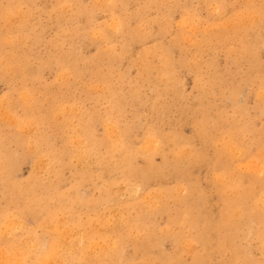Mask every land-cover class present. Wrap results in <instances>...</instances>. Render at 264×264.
Listing matches in <instances>:
<instances>
[{
	"label": "rangeland",
	"instance_id": "obj_1",
	"mask_svg": "<svg viewBox=\"0 0 264 264\" xmlns=\"http://www.w3.org/2000/svg\"><path fill=\"white\" fill-rule=\"evenodd\" d=\"M0 40L1 264H264V0H0Z\"/></svg>",
	"mask_w": 264,
	"mask_h": 264
},
{
	"label": "bare ground",
	"instance_id": "obj_2",
	"mask_svg": "<svg viewBox=\"0 0 264 264\" xmlns=\"http://www.w3.org/2000/svg\"><path fill=\"white\" fill-rule=\"evenodd\" d=\"M95 1H96V0H95ZM109 1H110V0H109ZM219 1H220V0H219ZM150 2H151V1H150ZM210 2H211V1H210ZM79 3H80V2H79ZM187 3H188V1H187ZM190 3H191V2H190ZM219 3H220V2H219ZM88 4H89V3H88ZM71 7H72V5H71ZM211 7H212V6H211ZM218 8H219V7H218ZM232 8H233V7H232ZM187 9H188V8H187ZM211 10H212V9H211ZM247 10H248V9H247ZM145 11H146V10H145ZM94 12H95V11H94ZM242 12H243V11H242ZM244 12H245V11H244ZM155 13H156V12H155ZM240 13H241V12H240ZM250 13H251V12H250ZM48 14H49V13H48ZM200 15H201V14H200ZM242 15H243V14H242ZM113 16H114V15H113ZM10 17H11V16H10ZM244 17H246V16H244ZM244 17H243V18H244ZM11 18H12V17H11ZM143 18H144V17H143ZM167 19H168V18H167ZM98 20H99V19H98ZM225 20H226V19H225ZM257 20H259V19H257ZM195 21H196V20H195ZM221 21H222V20H221ZM221 21H220V22H221ZM244 21H245V20H244ZM110 22L112 23V21H110ZM120 22H122V21H120ZM120 22L118 21L117 23H120ZM168 22H169V21H168ZM115 23H116V21H115ZM117 23H116V26L118 25ZM176 23H177V22H176ZM179 23H180V22H179ZM243 23H244V22H243ZM52 24H53V23H52ZM247 24H248V23H247ZM247 24L244 23L245 26H246ZM250 24H251V23H250ZM250 24H249V25H250ZM116 26H114V27H116ZM205 26H206V25H205ZM233 26H234V25H233ZM112 27H113V26H112ZM119 27H120V25H119ZM141 27H142V26H141ZM208 27H209V26H208ZM34 28H35V27H34ZM80 28H81V27H80ZM204 28H205V27H204ZM238 28H239V27H238ZM116 29H117V28H116ZM119 29H120V28H119ZM174 29H175V28H174ZM197 29H198V28H197ZM251 29H252V28H251ZM142 30H143V29H142ZM239 30H240V29H239ZM239 30H238V31H239ZM26 31H27V30H26ZM124 31H125V30H124ZM126 31H127V30H126ZM261 32H263V31H261ZM243 33H244V32H243ZM124 34H125V33H124ZM159 34H160V33H159ZM79 35H80V34H79ZM130 35H131V34H130ZM255 35H256V34H255ZM255 35H254V36H255ZM158 36H159V35H158ZM79 37H80V36H79ZM83 37H84V36H83ZM244 38H245V37H244ZM144 39H145V38H144ZM80 40H81V39H80ZM134 40H135V39H134ZM250 40H251V39H250ZM0 41H1V40H0ZM6 41H7V39H6ZM8 41H9V40H8ZM53 41H54V40H53ZM88 41H89V40H88ZM134 42H135V41H134ZM159 42H160V41H159ZM188 42H189V41H188ZM7 43H8V42H7ZM110 44H111V43H110ZM202 44H203V43H202ZM226 44H227V43H226ZM91 46H92V44H91ZM124 46H125V45H124ZM79 47H80V46H79ZM170 47H171V46H170ZM226 47H227V46H226ZM171 48H172V47H171ZM207 48H208V47H207ZM79 49H80V48H79ZM1 50H2V49H1ZM77 50H78V49H77ZM116 50H117V49H116ZM106 51H107V50H106ZM66 53H67V52H66ZM76 53H77V52H76ZM79 53H80V52H79ZM67 54H68V53H67ZM44 55H45V54H44ZM2 56H3V55H2ZM59 57H60V56H59ZM258 58H259V56H258ZM193 59H194V58H193ZM235 60H236V59H235ZM119 62H120V61H119ZM116 63H117V62H116ZM230 63H231V62H230ZM232 64H234V63H232ZM246 64H247V63H246ZM50 65H51V64H50ZM80 65H81V64H80ZM117 65H118V64H117ZM241 66H242V65H241ZM247 67H248V66H247ZM252 67H253V66H252ZM7 68H8V67H7ZM7 68H6V69H7ZM10 68H11V67H10ZM50 68H51V67H50ZM246 69H247V68H246ZM249 69H250V68H249ZM0 71H1V70H0ZM244 71H245V69H244ZM261 71H262V70H261ZM54 72H55V71H54ZM62 72H64V71H62ZM65 72H66V71H65ZM65 72H64V74H65ZM262 72H264V71H262ZM66 73H68V72H66ZM243 73H244V72H243ZM147 74H148V73H147ZM241 74H242V73H241ZM60 75H61V74H60ZM65 75L67 76V74H65ZM209 75H210V74H209ZM63 76H64V75H63ZM69 76H70V75H69ZM231 76H232V75H231ZM3 77H4V76H3ZM248 77H249V76H248ZM54 78H55V77H54ZM60 78H61V77H60ZM66 78H67V77H66ZM68 78H69V77H68ZM65 80H66V79H65ZM237 80H238V79H237ZM227 81H228V80H227ZM239 82H240V81H239ZM249 82H250V81H249ZM218 83H219V82H218ZM221 83H222V82H221ZM234 83H235V82H234ZM91 84H92V83H91ZM168 84H169V83H168ZM215 86H216V85H215ZM96 87H97V86H96ZM19 89H20V88H19ZM229 89H230V88H229ZM245 89H246V88H245ZM149 90H150V88H149ZM38 91H39V90H38ZM245 91H246V90H245ZM262 91H263V90H262ZM262 91H261V93H262ZM258 92H259V91H258ZM263 92H264V91H263ZM103 93H104V92H103ZM241 93H242V92H241ZM25 94H27V93H25ZM259 94H260V93H259ZM23 95H24V94H23ZM23 95H22V96H23ZM175 95H176V94H175ZM257 95H258V94H257ZM263 95H264V94H263ZM263 95H262V96H263ZM27 96H28V95H27ZM180 96H181V95H180ZM13 97H14V96H13ZM25 97H26V95H25ZM25 97H24V99L26 100L28 97H26V98H25ZM239 97H240V96H239ZM19 98H20V97H19ZM229 98H230V97H229ZM258 98H259V97H258ZM28 99H29V98H28ZM135 99H136V98H135ZM4 100H6V99H4ZM138 100H139V99H138ZM226 100H227V99H226ZM0 101H1V100H0ZM130 101H131V100H130ZM228 101H229V100H228ZM258 101H260V100H258ZM26 102H27V101H25V103H26ZM183 102H184V101H183ZM261 102H262V100H261ZM263 102H264V101H263ZM202 103H203V102H202ZM224 103H225V102H224ZM27 104H29V103H27ZM226 104H227V103H226ZM236 104H237V103H236ZM258 104H259V103H258ZM0 105H1V104H0ZM67 105H69V104H67ZM228 105H229V104H228ZM263 105H264V104H263ZM25 106H26V105H25ZM0 107H1V106H0ZM166 107H167V105H166ZM170 107H171V106H170ZM199 107H200V106H199ZM201 108H202V107H201ZM255 108H256V107H255ZM25 109H26V108H25ZM137 109H139V108H137ZM0 110L3 111V107H2ZM185 110H186V108H185ZM200 110H201V109H200ZM4 111H5V110H4ZM160 111H161V110H160ZM160 111H159V112H160ZM7 112H9V111H6L5 114H6ZM135 112H136V111H135ZM181 112H182V110H181ZM183 112H184V111H183ZM230 112H231V111H230ZM136 113H137V112H136ZM194 113H195V112H194ZM198 113H199V112H198ZM2 114H3V113H2ZM8 114H9V113H7L6 115L8 116ZM11 114H12V113H11ZM220 114H221V113H220ZM249 114H250V113H249ZM186 115H187V114H186ZM3 116H4V115H2V117H3ZM7 116H6V117H7ZM157 116H158V115H157ZM9 117H10V115H9ZM9 117H8L7 120H9ZM159 117H160V116H159ZM12 118H13V117H12ZM12 118H11V119H12ZM59 119H60V118H59ZM13 120H14V119H13ZM140 120H141V119H140ZM10 121H11V120H10ZM16 121H17V120H16ZM100 121H101V120H100ZM12 122H13V121H12ZM14 122H15V121H14ZM131 122H132V121H131ZM137 122H138V121H137ZM211 122H212V121H211ZM9 123H10V122H9ZM79 123H80V122H79ZM93 123H94V122H93ZM129 123H130V122H129ZM212 123H213V122H212ZM212 123H210V125H211ZM158 124H159V123H158ZM17 125H18V124H17ZM94 125H95V124H94ZM193 125H194V124H193ZM30 126H31V125H30ZM107 126H108V124H107ZM109 126H110V125H109ZM109 126H108V127H109ZM111 126H113V124H112ZM111 126H110V127H111ZM16 127H17V126H16ZM18 127H23V125H22V126L19 125ZM28 127H29V125H28ZM110 127H109V129H110ZM214 127H215V126H214ZM29 128H30V127H29ZM16 129H17V128H16ZM30 129H32V127H31ZM109 129H108V131H107V128H106V132L109 133ZM111 129H112V127H111ZM150 129H151V128H150ZM261 129H262V128H261ZM19 130H20V129H19ZM137 130H138V129H137ZM27 131L29 132L30 130L28 129ZM128 131H129V130H128ZM130 131H131V130H130ZM156 131H158V130H156ZM110 132L112 133V131H110ZM168 132H169V131H168ZM164 133H165V132H164ZM113 134H116V135H117L116 132L113 133ZM113 134H112V135H113ZM168 134H169V133H168ZM112 135H111V136H112ZM116 135H113V136L116 137ZM124 135H125V134H124ZM144 135H145V134H144ZM196 135H197V134H196ZM37 136H38V135H37ZM103 136H104V135H103ZM117 136H118V135H117ZM253 136H254V135H253ZM261 136H262V135H261ZM261 136H260V137H261ZM77 137H78V136H77ZM73 138H74V137H73ZM109 138L112 139V138H114V137L111 138V137L109 136ZM117 138H118V137H117ZM147 138H148V137H147ZM81 139H82V138H81ZM148 139H149V140H152V139H150V138H148ZM183 139H184V138H183ZM76 140H77V139H76ZM76 140H74V141H76ZM84 140H85V139H84ZM118 140H119V139H118ZM78 141H79V140H78ZM78 141H77V142H78ZM82 141H83V140H82ZM114 141H115V139L113 140V143H114ZM153 141H154V139H153ZM80 142H81V141H80ZM80 142H78V146H81V145L79 144ZM117 142H118V141H117ZM146 142H147V141H146ZM149 142H151V141H149ZM149 142H148V143H149ZM188 142H189V141H188ZM27 143H28V141H27ZM30 143H31V141H30ZM30 143H28V144L30 145ZM31 144H32V143H31ZM114 144L116 145L117 143H114ZM149 144H150V143H149ZM151 144H152V143H151ZM189 144H190V143H189ZM250 144H251V143H250ZM29 145H28V146H29ZM84 145H85V144H84ZM229 145H230V144H229ZM231 145H232V144H231ZM24 146H26V144H25ZM30 146H31V145H30ZM112 146H113V145H112ZM155 146H156V145H155ZM248 146H249V145H248ZM40 147H41V146H40ZM76 147H77V146H76ZM118 147H119V146H118ZM141 147H142V146H141ZM193 147H195V146H193ZM226 147H228V146H226ZM232 147H233V146H232ZM250 147H251V146H250ZM83 148H84V147H83ZM111 148H112V147H111ZM115 148H117V147H115ZM152 148H153V147H152ZM240 148H241V147H240ZM28 149H29V148H28ZM30 149L33 150V148H31V147H30ZM30 149H29V150H30ZM148 149H149V148H148ZM229 149H230V147H229ZM249 149H250V148H249ZM259 149H260V148H259ZM115 150H117V149H115ZM187 150H188V149H187ZM250 150H251V149H250ZM61 151H62V150H61ZM77 151H79V150H77ZM81 151H82V150H81ZM81 151H79V152H81ZM113 151H114V150H113ZM153 151H154V149H153ZM231 151H232V149H231ZM234 151H235V150H234ZM34 152H35V151H34ZM64 152H65V151H64ZM114 152H115V151H114ZM190 152H191V151H190ZM235 152H236V151H235ZM235 152H233V153H235ZM256 152H257V151H256ZM1 153H2V152H1ZM11 154H12V153H10V155H11ZM15 154H16V153H15ZM77 154H80V153H77ZM181 154H183V153H181ZM242 154H243V153H242ZM245 154H246V153H245ZM255 154H256V153H255ZM0 155H1V154H0ZM13 155H14V153H13ZM13 155H11V156H13ZM53 155H54V154H53ZM80 155H81V154H80ZM84 155H85V154H84ZM230 155H231V152H230ZM237 155H238V154H237ZM239 155L241 156V154H239ZM246 155H247V154H246ZM248 155H249V154H248ZM259 155H261V154H259ZM51 156H52V155H51ZM76 156H77V155H76ZM243 156H244V155H243ZM249 156H250V155H249ZM249 156H247V157L249 158ZM253 156H254V155H253ZM13 157H14V156H13ZM37 157H38V156H37ZM82 157H83V151H82ZM166 157H167V156H166ZM230 157H233V155H231ZM262 157H263V156H262ZM61 158H62V157H61ZM77 158H79V157H77ZM240 158H241V157H240ZM243 158H244V157H243ZM9 159H10V158H9ZM11 159H12V158H11ZM24 159H25V158H24ZM29 159H30V158H29ZM200 159H201V158H200ZM205 159H206V158H205ZM231 159H232V158H231ZM241 159H242V158H241ZM34 160H35V159H34ZM37 160L40 161V158L37 159ZM42 160H43V159H42ZM78 160H79V159H78ZM86 160H87V159H86ZM232 160H234V158H233ZM238 160H240V159H238ZM252 160H253V158H252ZM255 160H256V159H255ZM255 160H253V161H255ZM30 161H31V160H30ZM35 161H36V160H35ZM39 161H37V162L39 163ZM45 161H46V160H45ZM58 161H59V160H58ZM84 161H85V160H84ZM84 161H83V162H84ZM149 161H150V160H149ZM261 161H262V160H261ZM263 161H264V160H263ZM33 162H34V161H33ZM43 162H44V161H43ZM113 162H114V161H113ZM166 162H167V161H166ZM199 162H200V161H199ZM204 162H205V160H204ZM34 163H35V162H34ZM40 163H41V162H40ZM44 163H45V162H44ZM75 163H76V162H75ZM78 163H79V162H78ZM80 163H81V162H80ZM87 163H88V162H87ZM148 163H149V162H148ZM169 163H170V162H169ZM12 164H13V163L10 164L11 167L13 166ZM81 164H84V163H81ZM6 165L9 166L8 163H7ZM31 165H32V164H31ZM33 165H34V164H33ZM112 165H113V163H112ZM258 165H259V164H258ZM38 166H39V165H38ZM86 166H87V165H86ZM90 166H91V165H90ZM121 166H123V165H121ZM150 166H151V165H150ZM187 166H190V165H187ZM236 166H237V165H236ZM255 166H256V165H255ZM261 166H262V165H261ZM5 167H6V166H5ZM5 167H4V169H5ZM56 167H57V166H56ZM84 167H85V166H84ZM84 167H83V168H84ZM259 167H260V166H259ZM0 168H1V163H0ZM6 168H8V167H6ZM112 168H113V167H112ZM144 168H145V167H144ZM172 168H173V167H172ZM203 168H204V167H203ZM262 168H263V166H262ZM10 169H11V168H10ZM120 169H121V168H120ZM138 169H139V168H138ZM205 169H206V168H205ZM84 170H85V169H84ZM160 170H161V169H160ZM167 170H168V169H167ZM206 170H207V169H206ZM263 170H264V168H263ZM7 171H8V170H6V172H7ZM50 171H51V170H50ZM95 171H96V170H95ZM253 171H255V170H253ZM261 171H262V170H261ZM35 172H36V171H35ZM203 172H204V171H203ZM207 172H208V171H207ZM262 172H263V171H262ZM253 173H254V172H253ZM9 174L11 175L12 173H9ZM47 174H48V173H47ZM126 174H127V173H126ZM168 174H169V173H168ZM197 174H198V173H197ZM217 174H218V173H217ZM251 174H252V173H251ZM256 174H257V173H256ZM213 175H214V174H213ZM143 176H144V175H143ZM172 176H173V175H172ZM185 176H186V175H185ZM217 176H218V175H217ZM240 176H241V175H240ZM46 177H47V176H46ZM69 177H70V176H69ZM127 177H128V175H127ZM218 177H219V176H218ZM9 178H10V177H9ZM128 179H129V178H128ZM137 179H138V178H137ZM139 179H141V178H139ZM238 179H239V178H238ZM247 179H250V178L247 177ZM83 180H84V179H83ZM225 180H226V179H225ZM79 181H80V180H79ZM93 181H94V180H93ZM140 181H142V179H141ZM191 181H192V180H191ZM209 181H210V180H209ZM238 181H239V180H238ZM250 181H251V180H250ZM185 182H186V181H185ZM217 182H218V181H217ZM236 182H237V181H236ZM239 182H240V181H239ZM252 182H253V181H252ZM12 183H14V182H12ZM218 183H219V182H218ZM247 183H248V182H247ZM250 183H251V182H250ZM250 183H249V184H250ZM23 184H24V183H23ZM76 184H77V183H76ZM76 184H75V185H76ZM79 184H80V183H79ZM226 184H227V183H226ZM231 184H232V183H231ZM231 184H230V185H231ZM113 185H115V184H113ZM119 185H122V183H120ZM192 185H193V184H192ZM0 186H1V184H0ZM84 186H85V185H84ZM125 186H126V185H125ZM236 186H237V185H236ZM247 186H248V185H247ZM250 186H251V185H250ZM250 186H248V187H250ZM13 187H14V186H13ZM85 187H86V186H85ZM128 187H129V186H128ZM206 187H207V186H206ZM251 187H252V186H251ZM100 188H101V187H100ZM123 188H124V187H123ZM164 188H165V187H164ZM210 188H211V187H210ZM11 189H15V188H8V190H11ZM124 189H125V188H124ZM137 189H139V188H137ZM176 189H177V188H176ZM208 189H209V188H208ZM224 189H225V188H224ZM250 189H251V188H250ZM76 190H77V189H76ZM181 190H183V189H181ZM206 190H207V189H206ZM247 190H249V189H247ZM251 190H252V189H251ZM79 191H80V189H79ZM82 191H85V190H82ZM113 191H114V190H113ZM120 191H121V190H120ZM131 191H133V190H131ZM255 191H256V190H255ZM9 192H12V191H9ZM180 192H181V191H180ZM247 192H248V191H247ZM5 193H6V192H5ZM12 193H14V192H12ZM106 194H107V193H106ZM151 194H152V193H151ZM13 195H15V194H13ZM123 195H124V194H123ZM158 195H159V194H158ZM235 195H237V194H235ZM261 195H262V194H261ZM43 196H44V195H43ZM147 196L151 198V196H149L148 194H147ZM147 196H146V197H147ZM231 196H232V195H231ZM6 197H7V195H6ZM8 197H9V196H8ZM64 197H65V196H63V198H64ZM74 197L77 198L76 195H75ZM125 197H126V196H125ZM148 197H147V198H148ZM237 197H238V196H237ZM33 198H34V197H33ZM33 198H32V199H33ZM143 198H144V197H142V198L140 197L141 200H142ZM152 198H153V197H152ZM157 198H161V197H157ZM17 199H18V198H17ZM44 199H45V198H44ZM53 199H54V198H53ZM68 199H70V198H68ZM134 199H135V198H134ZM261 199H262V198H261ZM46 200H47V199H46ZM147 200H148V199H147ZM11 201H12V200H11ZM43 201H44V200H43ZM69 201H70V200H69ZM71 201H72V200H71ZM144 201L146 202L145 199H144ZM144 201H143V202H144ZM149 201H150V200H149ZM149 201H148V202H149ZM155 201H156V200H155ZM200 201H201V200H200ZM241 201H242V200H241ZM79 202H80V201H79ZM143 202H142V204L145 203V202H144V203H143ZM148 202H147V203H148ZM12 203H13V201H12ZM110 203H112V202H110ZM151 203H153V201L150 202V204H151ZM10 204H11V203H10ZM25 204H28V203H25ZM32 204H33V203H32ZM48 204H49V203H48ZM139 204H141V202H140ZM154 204H155V202L153 203V205H151V207H154ZM157 204H158V202H157ZM14 205H15V204H14ZM45 205H46V204H45ZM53 205H54V204H53ZM160 205H161V204H160ZM193 205H194V204H193ZM24 206H25V205H24ZM48 206H49V205H48ZM75 206H76V205H75ZM182 206H183V205H182ZM258 206H259V205H258ZM11 207H12V206H11ZM11 207H10V208H11ZM18 207H19V206H18ZM27 207H28V206H27ZM46 207H47V206H46ZM52 207H54V206H52ZM72 207H73V206H72ZM89 207H90V206H89ZM94 207H95V206H94ZM155 207H156V206H155ZM14 208H15V207H14ZM19 208H20V207H19ZM41 208H42V207H41ZM1 209H2V208H0V210H1ZM53 209H54V208H53ZM89 209H90V208H89ZM92 209H94V208L92 207ZM190 209H191V208H190ZM73 210H74V209H73ZM96 210H97V208H96ZM145 210H146V209H145ZM31 211L34 212L35 210H32V209H31ZM31 211H30V212H31ZM38 211H39V210H38ZM0 212H1V211H0ZM19 212H20V211H19ZM22 212H23V211H22ZM22 212H21V213H22ZM27 212H28V211H27ZM30 212H29V213H30ZM47 212H48V211H47ZM47 212H46V213H47ZM51 212H52V211H51ZM187 212H188V211H187ZM17 213H18V212H17ZM29 213H27V214L30 215ZM49 213H50V212H49ZM49 213H48V214H49ZM53 213H54V212L51 213L52 216H53ZM75 213H76V212H75ZM121 213H122V212H121ZM236 213H237V212H236ZM236 213H235V214H236ZM252 213H253V212H252ZM7 214H8V213H7ZM256 214H257V213H256ZM1 215H3V214H1ZM23 215H24V214H23ZM31 215H32V214H31ZM39 215H40V214H39ZM49 215H50V214H49ZM55 215H56V214H55ZM57 215H58V214H57ZM66 215H67V214H66ZM98 215H99V214H98ZM103 215H105V214H103ZM110 215H111V214H110ZM112 215H114V214L112 213ZM196 215H197V214H196ZM257 215H258V214H257ZM16 216H18V218H19V215H18V214H16ZM21 216H22V215H21ZM42 216H43V215H42ZM61 216H62V215H60V217H61ZM114 216H116V215H114ZM168 216H169V215H168ZM178 216H179V215H178ZM181 216H182V215H181ZM181 216H180V217H181ZM258 216H259V215H258ZM49 217L52 218L51 216H49ZM49 217H48V218H49ZM180 217H179V218H180ZM205 217H206V216H205ZM7 218H8V217H7ZM9 218H11V216H10ZM27 218H28V217H27ZM27 218H26V219H27ZM34 218H35V217H34ZM44 218H45V217H44ZM55 218H56V217H55ZM90 218H91V217H90ZM100 218H101V217H100ZM171 218H172V217H171ZM174 218H175V217H174ZM184 218H185V217H184ZM257 218H259V217H257ZM26 219H25V220H26ZM37 219H40V218H37ZM57 219L63 221V220L60 219L59 217H58ZM104 219H105V218H104ZM106 219L108 220V218H106ZM106 219H105V220H106ZM10 220H12V218H11ZM10 220H9V221H10ZM18 220H19V219H17V223H18ZM41 220H45V219H41ZM41 220H40V221H41ZM46 220H47V219H46ZM67 220H68V219H67ZM71 220H72V219H71ZM83 220H84V219H83ZM148 220H150V219L148 218ZM2 221H3V220H2ZM9 221H6V222H9ZM29 221H30V220H29ZM53 221H54V220H53ZM74 221H75V220H74ZM151 221H152V220H151ZM172 221H173V220H172ZM176 221H177V220H176ZM189 221H190V220H189ZM211 221H212V220H211ZM13 222H14V221H13ZM30 222H31V221H30ZM42 222H43V221H42ZM42 222H41V224H42ZM45 222H46V221H45ZM54 222H55V221H54ZM75 222H78V220L75 221ZM81 222H82V221H81ZM108 222H109V224H110V220H109ZM168 222H171V220L168 221ZM184 222H185V220H184ZM253 222H254V221H253ZM259 222H260V221H259ZM9 223H11V221H10ZM17 223H16V225H17ZM35 223H36V220H35V222H34L33 224H35ZM37 223H38V222H37ZM69 223H70V222H69ZM69 223H68V224H69ZM104 223H105V221H104ZM181 223H182V222H181ZM4 224H5V220H4ZM18 224H19V223H18ZM28 224H29V223H28ZM45 224H46V223H45ZM61 224H62V223H61ZM76 224H77V223H76ZM85 224H86V223H85ZM85 224H84V225H85ZM88 224H89V223H88ZM93 224H95V222H94ZM105 224H108V223H105ZM105 224H104V225H105ZM142 224H143V223H142ZM154 224H155V223H154ZM173 224H174V223H173ZM191 224H192V223H191ZM196 224H197V223H196ZM209 224H210V223H209ZM214 224H215V223H214ZM20 225H21V224H20ZM24 225L26 226V224H24ZM49 225H50V224H49ZM52 225H53V224H52ZM90 225H91V224H90ZM117 225H118V224H117ZM147 225H148V224H147ZM175 225H177V224H175ZM17 226H18V225H17ZM28 226H29V225H28ZM30 226H31V225H30ZM30 226H29V227H30ZM41 226H42V225H40V227H41ZM58 226H59V225H58ZM60 226H61V225H60ZM60 226H59V227H60ZM76 226H77V225H76ZM105 226H106V225H105ZM105 226H102V228L105 227ZM186 226H187V224H186ZM20 227H21V226H20ZM20 227H19V228H20ZM34 227H36V225H33V228H34ZM63 227H64V226H63ZM67 227H68V226H67ZM93 227H96V225H95V226L93 225ZM98 227H100V226H98ZM106 227H107V226H106ZM110 227H111V226H110ZM220 227H221V226H220ZM49 228H50V226H49ZM53 228H54V227H53ZM56 228L58 229L57 225H56ZM56 228H55V230H57ZM75 228H76V227H75ZM91 228H92V227H91ZM102 228H101V229H102ZM213 228H214V227H213ZM218 228H219V227H218ZM224 228H225V227H224ZM229 228H230V227H229ZM2 229H3V228H2ZM21 229H23V228H21ZM25 229H26V228H25ZM38 229H39V228H38ZM43 229H44V228H43ZM46 229H47V228H46ZM59 229H60V228H59ZM67 229H69V228H67ZM67 229H64V230L66 231ZM70 229H72V228H70ZM87 229H88V228H87ZM99 229H100V228H99ZM99 229H98V230H99ZM115 229H116V228H115ZM115 229H114V230H115ZM133 229H134V227H133ZM226 229H227V228H226ZM262 229H263V228H262ZM41 230H42V229H41ZM47 230H49V229H47ZM50 230H52V229H50ZM55 230H54V231H55ZM72 230H73V229H72ZM78 230H79V229H78ZM165 230H166V229H165ZM189 230H190V229H189ZM194 230H195V229H194ZM213 230H214V229H213ZM222 230H224V229H222ZM227 230H228V229H227ZM231 230H232V229H231ZM252 230H253V229H252ZM5 231H6V230H5ZM13 231H14V230H13ZM39 231H40V229H39ZM65 231H64V232H65ZM70 231H71V230H70ZM86 231H87V230H86ZM88 231H89V230H88ZM116 231H117V230H116ZM162 231H164V228L162 229ZM183 231H184V230H183ZM248 231H251V230H248ZM11 232H12V231H11ZM26 232H27V231H26ZM41 232H42V231H41ZM44 232H46V231H44ZM50 232H53V231H50ZM55 232H57V231H55ZM60 232H61L60 235L63 236V234H62V233H63L62 230H60ZM67 232H68V230H67ZM73 232H74V231H73ZM78 232H79V231H78ZM81 232H82V230H81ZM83 232H84V231H83ZM99 232H100V230H99ZM103 232H105V231H103ZM189 232H190V231H189ZM211 232H212V231H211ZM3 233H5V232H3ZM9 233H10V231H9ZM46 233H47V232H46ZM107 233H108V232H107ZM151 233H152V231H151ZM162 233H163V232H162ZM175 233H176V232H175ZM229 233H230V232H229ZM229 233H227V234L229 235ZM232 233H233V232H232ZM247 233H248V232H247ZM39 234H40V233H39ZM39 234H38V235H39ZM50 234H52V233H50ZM64 234H65V233H64ZM74 234H75V232H74ZM78 234H79V233H78ZM89 234H90V233H89ZM117 234H118V233H117ZM170 234H171V233H170ZM172 234H173V233H172ZM194 234H195V233H194ZM224 234H225V233H223V235H224ZM227 234H226V235H227ZM249 234H250V233H249ZM1 235H2V234H1ZM3 235H4V234H3ZM7 235H8V234H7ZM9 235H10V234H9ZM24 235H25V234H24ZM36 235H37V234H36ZM44 235H45V234H44ZM55 235H56V234H55ZM57 235H59V234H57ZM57 235L55 236V237H56V240H57ZM81 235H84V233H83V234L81 233ZM174 235H175V234H174ZM200 235H201V234H200ZM223 235H222V236H223ZM246 235H248V234H246ZM39 236H40V235H39ZM45 236H46V235H45ZM65 236H66V234H65ZM65 236H64V237H65ZM117 236H118V235H117ZM138 236H139V235H138ZM166 236H168V235H166ZM184 236H185V235H184ZM3 237H4V236H3ZM13 237H15V236H13ZM20 237H22V236H20ZM42 237H43V236H42ZM42 237H41V238H42ZM60 237H61V236H60ZM60 237H59V238H60ZM109 237H110V236H109ZM163 237H164V236H163ZM170 237H171V236H170ZM172 237H173V236H172ZM196 237H197V236H196ZM201 237H202V236H201ZM214 237H215V236H214ZM234 237H235V236H234ZM1 238H2V237H1ZM31 238H33V237H31ZM67 238H68V237H67ZM81 238H83V237H81ZM106 238H107V237H106ZM114 238H115V237H114ZM121 238H122V237H121ZM168 238H169V237H168ZM245 238H246V237H245ZM6 239H7V238H6ZM6 239H4V240H6ZM14 239H15V238H13V240H14ZM22 239H23V238H22ZM26 239H27V238H26ZM34 239H37V238H34ZM42 239H43V238H42ZM42 239H41V240H42ZM44 239H47V237H44ZM52 239H53V238H52ZM62 239H63V238H62ZM88 239H89V238H88ZM91 239H92V237H91ZM107 239H108V242H109V239H110V238H107ZM214 239H215V238H214ZM220 239H221V238H220ZM231 239H232V238H231ZM18 240H19V239H18ZM96 240H97V238H96ZM110 240H113V237H112V239H110ZM185 240H187V239H185ZM239 240H240V239H239ZM11 241H12V240H10V242H11ZM23 241H24V240H23ZM23 241H22V243H23ZM62 241H63V240H62ZM62 241H61V242H62ZM72 241H74V240H72ZM75 241H76V240H75ZM91 241H93V240H91ZM91 241H90V242H91ZM104 241H105V240H103V242H104ZM183 241H184V240H183ZM10 242H9V243H10ZM34 242H36V241H34ZM42 242H43V241H42ZM42 242H41V243H42ZM45 242H46V241H45ZM87 242H88V241H87ZM93 242H94V241H93ZM96 242H97V241H96ZM103 242H102V243H103ZM128 242H129V241H128ZM163 242H164V241H163ZM185 242H187V241H185ZM197 242H198V241H197ZM219 242H220V241H219ZM248 242H249V241H248ZM3 243H5V241H4ZM12 243H13V242H12ZM12 243H10V244H12ZM22 243H20V244H22ZM29 243H30V242H29ZM48 243H49V242H48ZM77 243H78V242H77ZM94 243H95V242H94ZM94 243L92 244V242H91V245L93 246ZM97 243H100V244H101V242H97ZM110 243L113 244L112 242H110ZM183 243H184V242H183ZM13 244H14V243H13ZM26 244H27V243H26ZM34 244H36V243H34ZM34 244H33V245H34ZM46 244H47V243H46ZM51 244H52V243H51ZM51 244H49V245L51 246ZM62 244H63V243H62ZM69 244H70V243H69ZM79 244H80V243H79ZM85 244H86V243H85ZM85 244H84V245H85ZM87 244H88V243H87ZM87 244H86V245H87ZM184 244H185V243H184ZM187 244H188V242H187ZM189 244H190V242H189ZM216 244H217V243H216ZM16 245H17V244H16ZM24 245H25V243L22 244L21 247L24 246ZM49 245H48V246H49ZM53 245H54V243H53ZM60 245H61V243H60ZM91 245H90V247H91ZM103 245H104V243H103ZM124 245H126V244L124 243ZM178 245H179V244H178ZM19 246H20V245H19ZM25 246H27V245H25ZM34 246H35V245H34ZM39 246H40V245H39ZM73 246H74V245H73ZM75 246H76V245H75ZM78 246H79V245H78ZM78 246H77V247H78ZM80 246H81V245H80ZM99 246H100V245H99ZM106 246H108V245H106ZM110 246H111V245H110ZM115 246H117V245H115ZM115 246H114V247H115ZM128 246H129V245H128ZM138 246H139V245H138ZM187 246H189V245H187ZM35 247H37V246H35ZM54 247H55V246H54ZM59 247H60V246H59ZM102 247H103V246H102ZM104 247H105V245H104ZM104 247H103V249H104ZM178 247H180V246H178ZM181 247H183L182 244H181ZM185 247H186V246H184V248H185ZM190 247H191V244H190ZM192 247H194V246H192ZM192 247H191V248H192ZM226 247H227V246H226ZM0 248H1V246H0ZM25 248H26V247H25ZM25 248L22 247V249H25ZM39 248H40V247H39ZM41 248H42V247H41ZM60 248H61V247H60ZM67 248H68V247H67ZM67 248H66V249H67ZM69 248H70V247H69ZM69 248H68V249H69ZM87 248H89V247H87ZM98 248H99V247H98ZM115 248H117V247H115ZM156 248H157V247H156ZM158 248H159V247H158ZM184 248H183V249H184ZM227 248H228V247H227ZM14 249H16V248H14ZM17 249H18V248H17ZM54 249L57 250V247L54 248ZM71 249H72V248H71ZM71 249H70V250H71ZM80 249H81V248H80ZM89 249H91V248H89ZM96 249H97V248H96ZM99 249H100V248H99ZM105 249H106V248H105ZM189 249H190V248H189ZM189 249H187V250H188V251H192V250H193V249H191V250H189ZM218 249H220V248H218ZM25 250H26V249H25ZM25 250H24V251H25ZM35 250H36V249H35ZM35 250H34V251H35ZM42 250H43V249H42ZM91 250H92V249H91ZM116 250H117V249H115V251H116ZM178 250H179V249H178ZM178 250H177V251H178ZM180 250H182V249H180ZM180 250H179V251H180ZM220 250H222V249H220ZM231 250H232V249H231ZM1 251H2V250H1ZM19 251H20V250H19ZM19 251H18V253H20ZM22 251H23V250H22ZM29 251H30V249H29ZM34 251H33V252H34ZM38 251H39V250H38ZM47 251H48V250H47ZM97 251H99V250H97ZM108 251H109V250H108ZM108 251H107V252H108ZM144 251H145V250H144ZM156 251H157V250H156ZM182 251H183V250H182ZM222 251H223V250H222ZM4 252H5V249H4ZM11 252H13V249L11 250ZM31 252H32V251H31ZM40 252H41V251H40ZM67 252H68V251H67ZM73 252H74V250H73ZM75 252H76V250H75ZM89 252H90V250H89ZM91 252H92V251H91ZM91 252H90V253H91ZM134 252L136 253V251H134ZM185 252H186V251H185ZM218 252H219V251H218ZM231 252H232V251H231ZM0 253H1V252H0ZM5 253H6V252H5ZM9 253H10V252H9ZM9 253H8L7 255H9ZM21 253H22V252H21ZM21 253H20V255H19V254H18V255L21 256ZM27 253H28V248H27ZM37 253H38V252H37ZM55 253H56V252H55ZM57 253H59V252H57ZM57 253H56V254H57ZM62 253H64V252H62ZM94 253H95V252H94ZM96 253H97V252H96ZM98 253H99V252H98ZM244 253H245V251H244ZM12 254H13V253H12ZM25 254H26V253H25ZM35 254H36V253H35ZM39 254H40V253H39ZM39 254H38V255H39ZM41 254H42V252H41ZM60 254H61V253H60ZM85 254H89V253H85ZM160 254H161V253H160ZM26 255H27V254H26ZM58 255H59V254H58ZM67 255H69V254H67ZM92 255H93V252H92ZM103 255H104V254H103ZM105 255H106V254H105ZM120 255L122 256V254H120ZM188 255H189V254H188ZM245 255L247 256V254H245ZM248 255H250V254H248ZM2 256H3V255H2ZM2 256H1V257H2ZM55 256H56V255H55ZM65 256H66V255H65ZM93 256H94V255H93ZM93 256H92V257H93ZM14 257H16V256L14 255L12 258L14 259ZM21 257H22V256H21ZM23 257H24V256H23ZM23 257H22V258H23ZM28 257H29V255H28ZM34 257H37V256H34ZM51 257H52V252H51V250H49V251L44 255V263L47 262ZM57 257H58V256H57ZM80 257H81V256H80ZM104 257H105V256H104ZM135 257H136V255H135ZM135 257H134V258H135ZM138 257H139V256H138ZM172 257H173V256H172ZM232 257H233V256H231V258H232ZM3 258H4V257H2V259H3ZM9 258H11V257H9ZM16 258H17V257H16ZM24 258H25V257H24ZM24 258H23V260H24ZM94 258H95V257H94ZM96 258H98V257H96ZM123 258H124L125 261H126V258H125V257H123ZM132 258H133V257H132ZM132 258H131V259H132ZM136 258H137V257H136ZM158 258H159V257H158ZM177 258H178V257H177ZM182 258H183V257H182ZM233 258H234V257H233ZM244 258H245V257H244ZM33 259H34V258H33ZM40 259H41V258H40ZM53 259H55V258H53ZM64 259H65L66 261H70L69 263L71 264V260H69V257L67 258L68 260H67L66 258H64ZM98 259H99V258H98ZM98 259H97V260H98ZM107 259H109V257H107ZM124 259H121V260L119 259V260H120V261L123 260V262H124ZM4 260H5V259H4ZM4 260H3V261H4ZM10 260H11V259H10ZM26 260H27V259H26ZM26 260H24V261H26ZM31 260H32V258H31ZM56 260L58 261L59 259L57 258ZM88 260H89V259H88ZM119 260H118V261H119ZM171 260H172V259H171ZM176 260H177V259H176ZM179 260H180V259H179ZM190 260H191V258H190ZM223 260H224V259H223ZM246 260H249V258H248V259L246 258ZM32 261H33V260H32ZM66 261H65V262H66ZM78 261H79V260H78ZM93 261H94V260H93ZM93 261H92V262H93ZM111 261H113V260H111ZM114 261H115V259H114ZM118 261H117V262H118ZM127 261H128V260H127ZM143 261H144V260H143ZM166 261H167V260H166ZM173 261H174V260H173ZM33 262H34V261H33ZM105 262H106V261H105ZM123 262H122V264H123ZM216 262H217V261H216ZM232 262H233V261H232ZM232 262H231V263H232ZM244 262H245V261H244ZM4 263H5V262H4ZM10 263H11V262H10ZM10 263H9V264H10ZM20 263L22 264V262H20ZM36 263H37V262H36ZM56 263H57V262H56ZM59 263L61 264L62 261H61V262H58V264H59ZM119 263H120V262H119ZM231 263H230V264H231ZM0 264H1V263H0ZM23 264H25V263H23ZM31 264H33V263H31ZM39 264H40V263H39ZM49 264H51V263H49ZM54 264H55V262H54ZM62 264H64V263H62ZM81 264H82V263H81ZM167 264H168V263H167ZM234 264H235V263H234ZM252 264H253V263H252Z\"/></svg>",
	"mask_w": 264,
	"mask_h": 264
}]
</instances>
